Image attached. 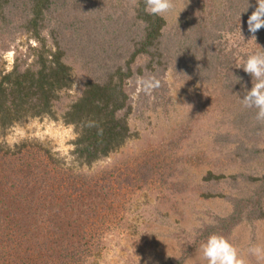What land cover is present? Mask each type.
Listing matches in <instances>:
<instances>
[{
	"label": "trees",
	"instance_id": "obj_1",
	"mask_svg": "<svg viewBox=\"0 0 264 264\" xmlns=\"http://www.w3.org/2000/svg\"><path fill=\"white\" fill-rule=\"evenodd\" d=\"M192 1L196 6L186 10L170 37L167 18L148 14L144 0H137L138 6L132 0H0V22L19 13L23 31L37 41L32 62L17 59L0 79L1 131L30 117L57 119L56 103L74 82L71 56L92 57L96 70L103 69L85 81L61 116L74 126L78 167L43 144L23 141L13 148L0 142V264L95 263L104 237L119 221L123 200L152 182L160 167L151 160L140 170L89 173L81 167L116 152L132 136L128 83L148 71L165 73L176 66L194 84L217 85V112L233 116L244 130L236 150L241 157L264 158V125L242 102L252 77L235 66L264 47V27L256 39L248 28L257 0ZM68 9L85 13L73 35L57 31ZM243 175L251 194L234 196L233 214L221 226L206 228V235L228 236L244 218L264 215V168ZM222 178L225 174L213 170L203 177L206 182ZM194 250L189 246L165 264H185Z\"/></svg>",
	"mask_w": 264,
	"mask_h": 264
},
{
	"label": "rangeland",
	"instance_id": "obj_2",
	"mask_svg": "<svg viewBox=\"0 0 264 264\" xmlns=\"http://www.w3.org/2000/svg\"><path fill=\"white\" fill-rule=\"evenodd\" d=\"M193 6L196 3L192 0H175L174 9L164 15L169 22L167 36L175 34L180 18ZM18 7L23 9L22 4ZM66 13L65 21L57 22V31L73 35L85 13L69 9ZM14 14V18L0 22V79L17 59L31 63L37 45L31 34L23 31L19 13ZM102 33L96 34L102 38ZM75 56L69 58L73 86L56 103L57 119L42 116L16 122L0 130V142L13 148L23 141L43 144L67 164L78 167L72 155L76 132L61 116L81 95L85 81L103 69L96 70L92 57L86 60ZM128 88L132 136L116 152L81 169L89 173L126 166L140 170L151 160L160 171L152 182L135 187L123 200L119 221L104 237L94 264H165L192 245L196 250L185 264H207L199 250L209 236L204 231L226 223L235 211L234 196L251 194L252 186L243 174L261 172L264 158L241 157V151L236 150L244 130L232 122L233 116L217 112V85L194 84L175 66L165 73L148 71L145 76H137ZM209 170L223 173L225 178L206 182L203 177ZM260 214L244 218L228 235L250 264L257 261L248 249L264 246V215Z\"/></svg>",
	"mask_w": 264,
	"mask_h": 264
},
{
	"label": "clouds",
	"instance_id": "obj_3",
	"mask_svg": "<svg viewBox=\"0 0 264 264\" xmlns=\"http://www.w3.org/2000/svg\"><path fill=\"white\" fill-rule=\"evenodd\" d=\"M144 2L145 11L148 14L161 17L175 7V0H144ZM132 4L138 6L137 0H132ZM257 5L248 18V28L253 34L252 38L255 39V33L264 27V0H257ZM235 66L242 67L252 77V87L250 90H246L242 99L243 106L255 109V120L264 125V47L259 51L247 54L246 61L237 63ZM239 80L240 78L237 77L235 83ZM199 250L207 264H250L247 256L241 254L232 240L222 233L210 234L206 241L200 245ZM248 253L256 257L257 264H264V246L253 245L248 249Z\"/></svg>",
	"mask_w": 264,
	"mask_h": 264
}]
</instances>
